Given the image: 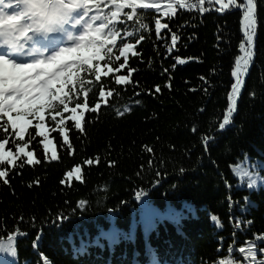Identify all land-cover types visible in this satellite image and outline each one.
I'll list each match as a JSON object with an SVG mask.
<instances>
[{
	"label": "trees",
	"instance_id": "16d2710c",
	"mask_svg": "<svg viewBox=\"0 0 264 264\" xmlns=\"http://www.w3.org/2000/svg\"><path fill=\"white\" fill-rule=\"evenodd\" d=\"M238 1L222 13L206 0L204 12L200 5L176 6L165 17L139 10L126 57L121 43L104 55L100 80L94 71L73 78L77 89L66 92L85 107L61 110L65 131L61 117L45 111L47 141L36 119L22 138L0 119V141L16 156L15 166L0 161L8 173L0 177V238L18 241L11 262L0 253L3 264L264 261V185L235 173L243 166L264 175V0H253L252 31L247 0ZM157 20L167 25L159 33ZM72 108L84 113L82 130ZM138 192L159 213L150 231L135 226ZM74 217L81 222L64 228Z\"/></svg>",
	"mask_w": 264,
	"mask_h": 264
},
{
	"label": "snow or ice",
	"instance_id": "6c2138e0",
	"mask_svg": "<svg viewBox=\"0 0 264 264\" xmlns=\"http://www.w3.org/2000/svg\"><path fill=\"white\" fill-rule=\"evenodd\" d=\"M209 3H217L219 5L218 11L224 12L236 4V0H208ZM26 5L25 14L20 17H9L11 24L6 25L5 21L0 20V43H6L10 47H15L21 37H25L27 33L32 31H48L49 26L53 23L63 21L68 13L72 10L81 9L82 15L76 20L77 24L83 25V30L75 37L70 38L71 43L65 44L57 51L53 52L47 57L33 59L30 61H17L10 59L8 55H0V119L7 117L6 124H10L11 128L16 131V135L23 137L33 119L40 121L36 127L40 130V136L48 140V132L43 123L45 120V111L51 116L53 121L56 116L60 115L61 108L68 111V102L70 101L69 93L64 91L66 84L72 83L73 78H79L81 71H94L96 79L101 78V69L99 64H93V61H100L104 55L112 53V48L108 45H115L117 43V34L112 32L114 28V21L118 14L125 7L132 9L136 13L137 9L149 11L155 9L160 10L161 4L156 0H106L107 5L113 7V11L109 15L102 14L97 7L100 0H22ZM200 5V12H204L203 0H196V4L187 3V0H166L163 7L167 9L165 15L170 14L176 6L180 8L195 7ZM241 5V4H239ZM246 11L244 12V22L250 28L255 21L252 19L254 3L253 0H247L242 3ZM95 9V14L93 11ZM133 13H125L130 20L136 17ZM106 21H109L107 24ZM22 25V27H21ZM156 31L160 32L162 28H167L166 24H161L159 20L156 21ZM142 28H147V24H142ZM107 33V36L105 35ZM132 32H125L124 36H132ZM144 39L143 36L136 41L139 44ZM178 37L173 34L172 41L175 43ZM251 36H249V43ZM133 45L125 43L120 49L121 56L127 55L132 49ZM179 64H185L184 60L177 58ZM127 63V59H125ZM123 67V65H121ZM175 68V65L173 66ZM132 69H129L131 72ZM104 75H107L105 72ZM237 75V73H233ZM127 77H118L117 84L126 81ZM239 81L232 89V99L236 95ZM160 89L157 88V91ZM104 96L103 91L100 92ZM79 107V105H77ZM73 115L71 119L75 122V127L81 129V120L84 116L83 112L77 113L76 108H72ZM55 113V115H52ZM123 115V113H121ZM228 119L227 113L224 116L225 122ZM61 131H65L64 117L61 116L59 121ZM223 126V125H221ZM3 127V125H0ZM82 130V129H81ZM7 131V129H5ZM67 140V136H65ZM50 142V141H49ZM47 147V143L45 144ZM5 142L0 141V161L7 162V164L15 166L16 156L4 150ZM24 146L19 147V152L24 153ZM29 158L27 163H33L32 153L26 154ZM79 172V168H77ZM71 175V173H69ZM8 173L0 170V177H7ZM79 179V177H77ZM7 183V180L5 179ZM141 193H137L139 196ZM84 202L81 201V204ZM11 239V237H9ZM241 252L245 249L241 248ZM248 255L254 260L256 251L250 247L247 249ZM221 264H224L221 261ZM259 264H264L260 261Z\"/></svg>",
	"mask_w": 264,
	"mask_h": 264
},
{
	"label": "clouds",
	"instance_id": "9594fccd",
	"mask_svg": "<svg viewBox=\"0 0 264 264\" xmlns=\"http://www.w3.org/2000/svg\"><path fill=\"white\" fill-rule=\"evenodd\" d=\"M22 5V8H16V10L9 12V7H16ZM26 5L22 3V0H0V20L5 21L6 25L12 23L9 17H20L25 14ZM22 27V25H21Z\"/></svg>",
	"mask_w": 264,
	"mask_h": 264
},
{
	"label": "rangeland",
	"instance_id": "374dc122",
	"mask_svg": "<svg viewBox=\"0 0 264 264\" xmlns=\"http://www.w3.org/2000/svg\"><path fill=\"white\" fill-rule=\"evenodd\" d=\"M162 0H159V1H156V2H158V3H160V4H162V3H165V2H161ZM207 2H208V0H206ZM150 2H151V0H150ZM225 2H227V0H225ZM236 2H239L238 0H236ZM209 3V2H208ZM105 5H107V4H105ZM209 5L211 6V7H217V8H219V5L217 4V3H215V2H213V3H209ZM114 10V9H113ZM112 10V11H113ZM167 12V9H163V13L165 14ZM69 18H71V16H68ZM18 130V129H17ZM235 173H236V175L238 176V177H240V178H248L247 180H248V184H250L249 186H251V187H256V186H258V185H264V175L263 174H258V172L257 171H255V172H252V171H246V168L245 167H243V166H239V167H237L236 168V171H235ZM257 174L258 175V177H254L253 176V174Z\"/></svg>",
	"mask_w": 264,
	"mask_h": 264
},
{
	"label": "bare ground",
	"instance_id": "6f19581e",
	"mask_svg": "<svg viewBox=\"0 0 264 264\" xmlns=\"http://www.w3.org/2000/svg\"><path fill=\"white\" fill-rule=\"evenodd\" d=\"M252 19L254 20V10H253V17H252ZM248 29L252 31L254 29V24L250 28L248 27ZM253 176L254 177H258V175L255 174V173L253 174Z\"/></svg>",
	"mask_w": 264,
	"mask_h": 264
}]
</instances>
